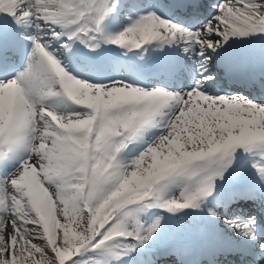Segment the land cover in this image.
Instances as JSON below:
<instances>
[{"label": "snow or ice", "instance_id": "1", "mask_svg": "<svg viewBox=\"0 0 264 264\" xmlns=\"http://www.w3.org/2000/svg\"><path fill=\"white\" fill-rule=\"evenodd\" d=\"M205 3L174 0L181 19L142 0H0V35L17 34L23 62L15 70L0 42V264H125L163 230L153 209L192 218V238L161 253L176 264L264 260V102L215 89L210 70L264 36V0H211L210 16ZM125 9L127 23L110 31ZM77 45L93 57L116 46L146 64L159 50L168 86L85 78ZM240 200L261 212L230 211Z\"/></svg>", "mask_w": 264, "mask_h": 264}, {"label": "bare ground", "instance_id": "2", "mask_svg": "<svg viewBox=\"0 0 264 264\" xmlns=\"http://www.w3.org/2000/svg\"><path fill=\"white\" fill-rule=\"evenodd\" d=\"M156 1L158 3H160V4H162V2H164V0H155V1L146 0V2H148L149 5H152V6L156 7V9L159 11L160 5H157V2ZM212 15H215V14H212ZM252 42L255 43V46H258L259 47V50L261 52L264 50V36H256V37L248 38L247 39V43L242 44V45H239V48H242L244 46H249L250 44H252ZM210 70H212V71L216 70V68H215V66L213 64L210 65ZM215 74L217 76V81L216 82L221 83L220 82V79H222L224 76H221L219 73H215ZM115 79H119V78H115ZM145 86H148V85L145 84ZM225 92H227V91H225ZM262 102H264V101H262ZM67 104H69V103H66L65 105H67ZM251 202H253L252 206L254 207L253 208V210L255 211L254 214H257L258 212H261L260 207L257 205V203L260 202V201H251ZM158 212H160L165 217L164 221L162 222L163 223V230H162V232H164V234L165 233H168L167 227H168L169 223L174 222L175 219L173 217L172 218H169L168 215L166 214V212H162L161 210L158 211ZM260 219H261L262 222H264V213L263 212L261 214ZM170 232H172V231H170ZM161 234H163V233H161Z\"/></svg>", "mask_w": 264, "mask_h": 264}, {"label": "rangeland", "instance_id": "3", "mask_svg": "<svg viewBox=\"0 0 264 264\" xmlns=\"http://www.w3.org/2000/svg\"><path fill=\"white\" fill-rule=\"evenodd\" d=\"M125 23H127V21L124 22V23H122V24H120V25H113V24H110V31H113V32L118 31L120 28L123 27V25H124ZM238 39H239V38H238Z\"/></svg>", "mask_w": 264, "mask_h": 264}]
</instances>
